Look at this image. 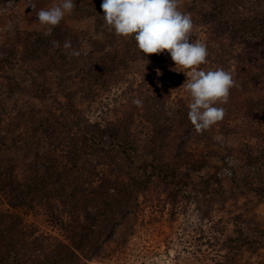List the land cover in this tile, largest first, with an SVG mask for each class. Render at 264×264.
Here are the masks:
<instances>
[{"label":"rangeland","instance_id":"1","mask_svg":"<svg viewBox=\"0 0 264 264\" xmlns=\"http://www.w3.org/2000/svg\"><path fill=\"white\" fill-rule=\"evenodd\" d=\"M58 2L22 1L12 11L2 12L0 9V53L8 43L13 45V49L19 48L23 43L20 34L45 31L47 26L37 22V13ZM191 3L192 0H178V8L185 12ZM60 23L81 38L96 41L95 45L103 46L104 51L110 50L106 45L109 43L107 38L94 34L93 19L77 22L70 13ZM193 30L191 39L194 42H206L200 27L195 26ZM195 31L199 34L196 38L193 37ZM124 42L117 39L114 46L120 48ZM83 51H91L90 46L84 45ZM221 54L224 55L221 49H213L206 59L214 63ZM159 64L167 67L164 70L157 66L153 69L157 78L148 86L146 94L135 92L140 81L133 74L138 66L132 65L131 73H122L116 84L95 91L93 98L78 104L83 114L82 123L70 131L74 139L71 146L65 142L62 149L83 147L82 154L88 156L87 161L84 162L83 157L73 168L70 166L71 156H62L61 161L73 174V185L80 182V207L76 210L80 220L75 221L78 222L75 233L67 239L61 230L60 219L57 222L52 220L49 214L51 194L47 195L44 205L39 202L32 208L10 205L6 198L8 200L7 195L11 194L5 193L2 186L5 177L0 179L3 192H0V237L4 241H14L16 247L23 250L24 244L37 247L63 243L71 246L72 241L80 240L86 255L96 256L86 264H264V109L257 113L258 116L252 113L242 122L249 127L248 132L251 131L247 136L249 143L245 142L242 131L235 125L216 123L213 131L209 128L197 131L190 123L182 142L184 147L181 144L178 151L175 148L166 151L163 148L166 141L154 128V111L150 107L158 105L159 99L153 95L155 92L169 94L170 97L166 96L158 109L162 110L159 113L162 117L166 115L170 119L182 118L191 97L181 87L188 70L179 66L175 68L169 55H166L165 62L159 61ZM210 66L218 67L208 62L200 67L209 70ZM221 66L234 77L238 75L235 80L237 88L245 86L242 81H247L252 75V69L236 67L232 63ZM16 69L12 68L11 72L15 74ZM1 74L6 78L5 74H10V71L0 62ZM239 78L243 80L237 83ZM48 80V86L53 87L54 76L48 75ZM3 81L5 79L0 83ZM14 107L13 99L0 100V110L8 109L9 114L16 111ZM56 107L51 103L38 105L35 111L40 119L37 120L52 115L54 120L67 119V115L61 118L58 110L55 113ZM66 119L64 123L71 125L73 121ZM6 120L0 112V137L5 133ZM87 120L101 125L102 130L108 123L119 126L128 123L134 137L140 141L136 150L129 152L104 147L91 153L87 148L89 143H81L82 129L86 128ZM13 129L17 130L16 126ZM26 129L22 125L17 132ZM64 135L61 132L59 139ZM177 152L182 155L180 161L165 160V155L171 157ZM250 159L255 162L251 164ZM176 169L188 174L187 178L181 179L182 187L165 181V174L170 176V171ZM92 171L103 175L94 176L89 184ZM7 180L10 181L9 177ZM70 190L71 187L62 189L58 195L68 194ZM8 215H12L19 223L18 227L23 228V237L9 234L11 231L4 234L8 226L15 225L14 220L2 218ZM84 220L86 222L82 224ZM88 243L98 248L89 252L86 248Z\"/></svg>","mask_w":264,"mask_h":264},{"label":"trees","instance_id":"2","mask_svg":"<svg viewBox=\"0 0 264 264\" xmlns=\"http://www.w3.org/2000/svg\"><path fill=\"white\" fill-rule=\"evenodd\" d=\"M22 1L42 3L46 0H0V9L2 12L12 11ZM101 4L102 0H75L71 16L77 22L93 19L94 34H102L107 38L109 43L106 45L110 47L109 51H104L103 46L95 45L96 41L81 38L60 23L52 28L50 34L48 29L20 34L23 43L19 44V48L16 46L13 49V45L8 43L0 53V58L4 59L0 62L10 71V74H5L6 78L2 74L0 76V80L5 79L0 83V100L11 98L16 108L15 112L9 114L8 109L0 110L1 116L7 119L3 129L5 133L0 137V179L6 177V181H2V186L5 193L11 194L7 195L9 199L6 198V201L10 205L32 208L38 202L44 205L47 195L51 194L52 206L49 214L55 222L60 219L61 230L67 235V239L77 229L75 227L78 222L75 221L80 220V214L76 212L80 207L78 200L80 182L73 185V174L66 169L68 168L66 165H62V156H71L72 168L77 160L84 157L83 160L86 162L88 157L82 154L83 147L62 149L65 142L71 146L74 139L70 136V131L82 123L83 114L78 104L93 98L95 91L116 84L118 77H121L122 73L130 72L132 65L138 66L133 74L140 81V86L135 92L146 94L148 86L157 78L153 69L156 66L159 69H166L167 65L159 66V61L165 62L166 55H169L164 52L142 56L134 39L116 35L105 24L101 17L103 15ZM185 12L191 14L193 28L197 26L202 29L200 33L206 38L204 44L207 51L221 49L224 53L216 60L217 62L212 63L206 59L208 63L225 70L227 69L221 65L231 63L236 67L252 69V75L247 81H242L241 78L237 81L244 82L245 86L239 88L234 86L230 90L228 103L220 105L225 108L226 114L217 122L225 123L227 126L232 124V127L235 125L242 131L240 133L243 134V139H246L245 142L249 143L247 136L251 131L248 132L249 127L246 123L242 125V122L252 113L257 115L264 109V0H192ZM196 35L199 34L193 33V37ZM117 39L125 41L120 48L114 46ZM66 41H71V49L63 47ZM86 44L90 46L91 51H83ZM73 51L79 55H71ZM144 59L148 61L146 65ZM14 67L17 68L15 74L11 72ZM217 68L210 66L211 70ZM48 75L54 76L53 87L47 84ZM233 78L235 81L238 75ZM166 96L170 97L166 92H155L153 95L155 99H159L158 105L150 107L154 111V128L157 134L162 136V140L166 141L163 145L166 151L169 148L178 151L190 124L187 118L188 107H185L182 118L170 119L166 115L162 117L159 114L162 110L158 108L165 102ZM46 103L57 105L55 113L58 110L61 118L67 115L65 119L72 120V124L68 126L63 118L61 121L54 120L53 115L37 120L40 117L36 114L35 108ZM108 124L106 129L102 130L101 125L87 120L86 128L82 129L81 143L88 142L87 148L91 149V153L104 147L129 152L136 150L140 141L134 137L131 125L129 127L128 123L121 126ZM22 125L27 129L17 132ZM14 126L17 130L13 129ZM214 127H210L209 130L213 131ZM61 132L65 134L63 139H59ZM11 143L12 146H9ZM182 146L184 147V143ZM13 150L15 151L12 152ZM177 153L171 154V157L169 154L165 155V160L180 161L182 155ZM254 162L255 160L250 159L251 164ZM183 173L184 171L177 169L170 171V176L165 174V181L182 187L181 179L188 177V174ZM90 175L92 178L89 184L93 182L94 176L103 174L92 171ZM67 180L70 182L66 183ZM67 187H71L68 194L58 195ZM7 189L9 190L6 191ZM0 192L3 194L1 189ZM7 217L14 220L15 225L8 226L4 234L11 231L9 234L16 233L17 236L23 237L25 235L23 228L18 227L19 223L12 215L2 216ZM84 222L86 220L81 223ZM90 232L93 234L92 229ZM80 243L78 240L72 241L71 246L53 243L37 247L24 244L21 250L16 247L14 241H4L3 237H0V264H86L93 261L96 256L86 255ZM86 248L90 252L98 246L88 243Z\"/></svg>","mask_w":264,"mask_h":264},{"label":"clouds","instance_id":"3","mask_svg":"<svg viewBox=\"0 0 264 264\" xmlns=\"http://www.w3.org/2000/svg\"><path fill=\"white\" fill-rule=\"evenodd\" d=\"M34 6V5H33ZM75 7V0H59L51 7L40 9L37 22L47 26L48 34ZM101 16L118 36L134 39L138 50L146 57L167 52L175 68L188 70L181 86L191 97L187 118L197 131H203L221 121L230 90L235 86L233 74L223 68L204 70L207 46L191 39V14L178 8V0H102ZM71 49V41L63 45ZM71 55H79L73 51ZM145 65L148 63L143 60ZM139 104V101H135Z\"/></svg>","mask_w":264,"mask_h":264}]
</instances>
